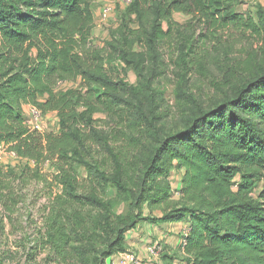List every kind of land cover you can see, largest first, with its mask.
I'll use <instances>...</instances> for the list:
<instances>
[{
	"label": "trees",
	"instance_id": "trees-1",
	"mask_svg": "<svg viewBox=\"0 0 264 264\" xmlns=\"http://www.w3.org/2000/svg\"><path fill=\"white\" fill-rule=\"evenodd\" d=\"M98 1L0 0V145L26 163L21 175L32 164L54 163L67 194L57 197L48 243L62 255L72 240L83 242L71 246L81 264H108L138 223H176L190 264H264V7L244 15L237 11L241 0L121 2L123 23L97 47L92 5ZM177 14L208 26L210 35L240 31L256 44L234 58L217 46L209 60V51L195 49L200 28L179 33L185 37L176 48L169 106L157 83ZM201 38L210 39L204 32ZM120 66L135 82L114 77ZM78 80L85 88H73ZM25 106L55 113L59 132L31 131ZM96 114L132 133L130 158L114 146L113 131L96 127ZM95 144L112 172L91 161ZM77 168L88 175L87 195H78ZM175 168L182 172L176 202L168 181ZM1 175L0 167L3 198L8 187ZM34 176L41 178L38 171ZM100 189L116 193L128 211L99 197ZM146 206H165L163 216H147ZM79 207L98 209L100 219L86 222ZM64 214L73 223L70 234Z\"/></svg>",
	"mask_w": 264,
	"mask_h": 264
},
{
	"label": "rangeland",
	"instance_id": "rangeland-1",
	"mask_svg": "<svg viewBox=\"0 0 264 264\" xmlns=\"http://www.w3.org/2000/svg\"><path fill=\"white\" fill-rule=\"evenodd\" d=\"M121 2V0H101L92 5L95 14L92 42L95 46L103 47L104 42L110 40L111 32L123 23V11L127 7ZM241 2L237 11L244 15L252 13L258 6L264 7V0H241ZM105 5H109L112 9V14L107 20L102 18L101 13L102 7ZM132 19L127 17L126 21L131 27L135 28L136 26L131 22ZM174 25L175 29L172 37L168 38L162 47L163 76L157 83L158 91L164 94L166 103L169 106L175 105L173 81L175 73L179 71L176 48L178 40L185 37L180 36L179 33L194 29L196 26L200 28L195 34L197 42L195 43V49L198 53L209 51L211 53L208 57L209 60L218 55L214 50L217 46L225 50L228 48L230 51L232 50L230 57L234 58L244 55L246 51H250L252 45L256 44L252 38H249L248 34H243L240 31H223L219 29L218 31H212L214 33L210 35L207 31L208 26L193 20L192 16L185 14L175 15ZM204 28L205 31H203ZM201 32L209 35L210 39H207V41L202 39ZM212 70L218 72L215 67ZM117 71L118 73L114 72L113 74L116 79L135 82V75L132 72L127 74L121 66ZM73 85V88H85L80 80L73 83ZM24 114L27 124L33 125L31 106L25 109ZM94 120L96 127L99 129L113 131L112 142L114 146L120 149L123 158H130L129 150L134 144L132 133L128 130L121 132V127L104 114L94 115ZM41 130L43 134H57L59 132L58 118L55 113L42 117ZM91 151V161L98 163L101 169L112 172L110 160L100 146L97 144L92 145ZM25 166L26 163L15 158L7 147L0 145V167L3 168L5 174L1 175V179L8 187L4 191L5 197H0V258L4 264H81L71 246H81L83 242L77 243L72 240L65 248L67 253L65 252L62 255L57 252V247L54 248L51 243H48V232L57 197L62 196L64 199L67 197L63 186L61 187L55 179L58 175L55 164L43 163L37 167L38 170L32 164V169L26 170L25 174L21 175ZM14 167H17V169ZM11 168L14 169L13 175L10 174ZM36 171L39 172L40 179L34 176ZM20 175L22 177H19ZM76 175L79 186L78 195L83 196L92 192L89 189L90 183L85 169L77 168ZM181 179L182 172L176 168L171 171L168 177L171 191H176L173 198L174 202L178 200L176 189H179ZM97 194L107 202L121 205L118 207L119 212L128 211L126 205L121 204L122 201L116 193L112 191L105 193V190L100 189ZM81 208L79 207L78 210L82 212L86 222L96 223V220L100 219L101 212L98 209L96 210L93 207ZM164 210L165 206H160L153 211L150 207H145L146 215L151 218L162 217ZM63 219L70 234L73 223L67 219L66 214L63 215ZM97 233L100 234L101 232L97 230ZM72 237L76 239L75 235H72ZM184 243L181 229H178L176 223L140 222L135 229L127 232L124 251L115 254L110 261L113 264H190V261L183 254ZM98 247L101 246L98 245ZM80 251L84 252L82 248ZM88 257L91 259L95 256L94 254H88Z\"/></svg>",
	"mask_w": 264,
	"mask_h": 264
},
{
	"label": "built area",
	"instance_id": "built-area-1",
	"mask_svg": "<svg viewBox=\"0 0 264 264\" xmlns=\"http://www.w3.org/2000/svg\"><path fill=\"white\" fill-rule=\"evenodd\" d=\"M121 1H122V3L125 6L131 5L132 2H133V0H121ZM101 13H102V18L104 20H107L111 16V14H112V9H111V7L109 5H105V6L102 7ZM63 84H65V83L59 82L58 83V86H63ZM31 114H32V117H33V120H32V124L33 125H29L28 124L29 129L31 131H38V132L41 133V131H42L41 130L42 117H44L43 114L41 113V111L39 109H37L36 107H33V106H31ZM11 154L15 158H17V156H16L15 153L11 152Z\"/></svg>",
	"mask_w": 264,
	"mask_h": 264
},
{
	"label": "crops",
	"instance_id": "crops-1",
	"mask_svg": "<svg viewBox=\"0 0 264 264\" xmlns=\"http://www.w3.org/2000/svg\"><path fill=\"white\" fill-rule=\"evenodd\" d=\"M28 107H29V106H25L24 110L27 109ZM177 226H178V229L180 230V229H181V224H180V225L177 224Z\"/></svg>",
	"mask_w": 264,
	"mask_h": 264
},
{
	"label": "water",
	"instance_id": "water-1",
	"mask_svg": "<svg viewBox=\"0 0 264 264\" xmlns=\"http://www.w3.org/2000/svg\"><path fill=\"white\" fill-rule=\"evenodd\" d=\"M111 263V261H110V259L108 260V264H110Z\"/></svg>",
	"mask_w": 264,
	"mask_h": 264
}]
</instances>
